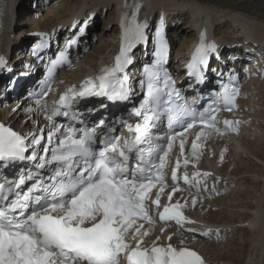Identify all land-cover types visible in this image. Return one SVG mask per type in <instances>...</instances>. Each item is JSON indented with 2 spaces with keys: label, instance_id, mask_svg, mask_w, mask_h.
Wrapping results in <instances>:
<instances>
[{
  "label": "snow or ice",
  "instance_id": "1",
  "mask_svg": "<svg viewBox=\"0 0 264 264\" xmlns=\"http://www.w3.org/2000/svg\"><path fill=\"white\" fill-rule=\"evenodd\" d=\"M140 8L136 0L132 5H125L120 47L113 64L82 82L79 89H69L59 99L60 107L70 108L77 98L98 96L121 102L141 95L138 105L131 108V114L139 120L135 125H127V136L108 132L98 136L103 120L94 127L80 129L53 125L55 130L48 132L44 155H39L37 149L42 136L21 134L0 124V167L8 168L18 162L32 165L21 168L17 178L0 181V264H206L195 250L185 246L184 240L179 245H161L157 237L150 247L143 246L145 238L151 235V229L145 224L155 221L149 202L159 207L164 188L159 187L156 199H151L152 190L163 185L168 151L176 137L183 136L176 133L168 137L165 148L158 144L159 138L153 129L162 116L171 125L189 115L190 110L186 104L179 103L180 90L166 67L170 49L163 15L151 34L152 60L142 66L138 81L140 92L132 87L127 69L134 63V50L146 46L150 38L147 20L139 19ZM215 53L217 45L208 42L201 32L186 66L188 76L200 83ZM63 60L64 51H61L51 61L49 72ZM4 64V58L0 57V67ZM238 92L231 80L222 83L217 98L200 113L199 123L215 128L214 114L219 104L222 102L231 110ZM36 104L45 109L40 99ZM56 115L58 111L54 110L46 119L53 121ZM191 115L195 118L194 112ZM232 123L225 120V128H230ZM193 126L189 123L184 132ZM216 131L221 130L216 128ZM61 132L62 138L58 137ZM202 135L203 132L197 134V141ZM197 141L192 144L193 156H196ZM180 147L183 153V139ZM184 163L187 165L188 161ZM44 169L50 174L43 175ZM171 175L173 181H178L176 168ZM194 175L199 177L200 173ZM183 179L185 183H192L187 175ZM177 190L174 186L172 192ZM168 198L172 199V193ZM192 203L195 205V198ZM181 208L179 203L164 206L158 213L159 221L174 220L181 227L185 222L194 223L186 220ZM209 232L201 235L207 236ZM171 239L169 236L168 240Z\"/></svg>",
  "mask_w": 264,
  "mask_h": 264
},
{
  "label": "bare ground",
  "instance_id": "2",
  "mask_svg": "<svg viewBox=\"0 0 264 264\" xmlns=\"http://www.w3.org/2000/svg\"><path fill=\"white\" fill-rule=\"evenodd\" d=\"M26 1L30 0L22 2L18 12L14 7V0H0V57L9 50L8 48L12 50V47H21L28 34L35 29L56 31L77 15L86 17L99 9L107 10V13L108 10L110 11L108 22L99 29L100 32H105L102 38L105 41L104 47H108L106 51L102 53V47L93 46L89 49L90 52L88 50V53L83 55V60L78 59L73 63L74 70L68 69L59 73L56 81L79 80L96 72L102 63H107L117 37L120 11L126 10V4H133V0H75L76 5L69 12L66 10V13L58 15L53 26L50 25L53 21L47 18L53 15L52 10L43 7L48 15L44 17L41 15V6L37 8L39 10L37 13L27 15L28 17L30 15L29 21L30 24L33 23L31 25L33 29L29 31L20 29L18 36L22 35V38L14 39L11 31L14 17L19 13V17H22H20L21 24L26 22L24 19V14L27 12H24V8H28ZM35 1L33 0V3ZM53 1L57 2V0ZM65 1L70 3L72 0ZM136 2L141 5V15L149 25H153L154 19L162 15L169 19L171 23L168 29L169 41L174 47L175 44H179L174 48V59L181 57L180 59L183 60L184 52L198 39V34L204 29L210 31L224 47L233 44L238 50L242 46L243 51L256 47L264 62V0H136ZM38 3L42 5V2ZM33 20L35 21L32 22ZM48 25L50 26L47 27ZM222 25H228L231 33L217 34L215 28ZM137 52L143 55L140 50ZM6 63L8 64L7 61ZM86 67L87 69H84ZM250 87L256 93L255 96L264 98V74L259 72L256 78L244 84L242 89L244 95L237 101L236 112V116L239 114L244 124L240 126L236 136L213 137L198 141L196 137H190L184 149L185 158L197 163L199 168L207 170L212 177V185H217L218 190L224 191L229 188L235 190V193H223L213 201L196 199L195 205L192 203L195 197H190L184 204L186 213L193 217L191 220L198 225L217 229L215 232L211 231V236L219 237L226 250L188 232L189 228H179L177 234L174 229L169 228L159 233L156 227L151 233L150 241L159 235V244H168L166 237L172 235L173 238L169 243L179 245L180 241L184 240L185 246L199 250L206 261L214 264H264V141L256 144L249 140L264 126V101H259L255 96L250 95L249 93L252 92L249 91ZM193 141H197L196 156H193ZM238 199L241 201L238 202ZM180 202H183V198H180ZM212 208H216V211L214 209L212 211ZM234 220L246 226L233 228ZM240 232L246 234L248 240L237 245L232 237ZM189 237L194 239L191 244L186 241ZM235 246L240 247L237 255L233 253ZM243 251L245 254L242 257Z\"/></svg>",
  "mask_w": 264,
  "mask_h": 264
},
{
  "label": "rangeland",
  "instance_id": "3",
  "mask_svg": "<svg viewBox=\"0 0 264 264\" xmlns=\"http://www.w3.org/2000/svg\"><path fill=\"white\" fill-rule=\"evenodd\" d=\"M35 1V0H34ZM22 2H25V0H14V2L13 3H15L14 4V7H15V9L16 10H18V12H19V9H20V7L22 6ZM27 2V1H26ZM29 2H33V0H30V1H28L26 4H27V9L26 8H24V12H26L25 14H24V19H25V23H22L21 24V22H22V20H21V18L19 17V13L17 14V16L16 17H14L15 18V21L13 22V25H12V29H11V31H12V34L14 35V39H18V37H20V38H22V35H20V36H18V31L20 30V29H25L26 31H29L30 29H33L32 27H31V25L33 24H30L31 23V21H29V17L27 16L29 13H30V11L29 10H31V7H33V6H31L32 4L30 3L29 4ZM36 2V1H35ZM34 2V3H35ZM39 2H42V4H44L45 5V8L47 7V8H49V10H52V13H53V15L52 16H49V17H47L48 15H46L47 14V12L45 11V13H44V15L47 17V18H49V19H51L53 22L52 23H50V25L51 26H53L54 24H56V17L58 16V15H60V14H62V13H66L67 11L66 10H68V12H69V10L72 8V7H74L75 5H76V1L75 0H72L70 3H67L65 0H57V2L55 3L53 0H40ZM44 2V3H43ZM51 3V4H50ZM50 4V6L48 7V5ZM69 6H71L70 8H69ZM106 10V9H105ZM107 11V10H106ZM106 11H102V9H99V11L98 12H102V14H100V15H98V18H97V21H96V23L94 24V27L90 30V32H89V34H88V37H87V39H88V41H87V43H86V49L84 50V51H82V52H80V54L78 55V56H80L79 57V61L80 60H83L84 59V56L83 55H86L87 53H88V50L89 49H91L93 46H99L100 48L102 47L103 48V50H102V53H104L105 51H106V49L108 48V47H104V45H103V43H105V41L103 40V35L105 34V32H100L99 31V29L100 28H102V26H104V24H106L107 22H108V13L110 12L109 10H108V13L106 12ZM23 12V13H24ZM34 12V11H33ZM104 12H106V14L104 13ZM36 13V11L34 12V14ZM44 16V17H45ZM28 19V20H27ZM35 21V20H34ZM34 21H32V22H34ZM50 25H48L47 27H49ZM100 32V33H99ZM215 32L218 34V33H222V32H226V33H231V28L228 26V25H226V26H224V25H222V26H219V27H216L215 28ZM104 33V34H103ZM229 35V34H228ZM102 42V43H101ZM103 45V46H102ZM179 44L177 43V44H175V48L178 46ZM87 51V52H86ZM89 52H90V50H89ZM86 53V54H85ZM84 69H87V67L86 68H84ZM251 88V87H250ZM249 88V91H252V92H250L249 94L250 95H252V96H255V92H253L254 90L251 88L250 89ZM259 95V94H258ZM259 101L261 100V101H264V98H258V96L256 95L255 96ZM264 124V123H263ZM252 132V131H251ZM249 140L250 141H252V142H255L256 144H259V143H261L262 141H264V126L261 128V131H258V132H256L254 135H253V137L252 138H249ZM264 151V150H263ZM227 192H233V193H235V190H231V189H228L227 190ZM226 192V193H227ZM229 193V194H230ZM228 194V193H227ZM232 195H234V194H232ZM241 200H239L238 199V202H240ZM207 209H209V206H207ZM216 211V208H212V211H214V210ZM223 211H220V213H222ZM247 212V211H246ZM238 213V212H237ZM237 213H235V215H237ZM244 221V220H243ZM234 222V224H233V228H236V229H239V228H241L240 226H242L243 224L242 223H239V222H237V220H234L233 221ZM232 239L235 241V244H237V245H239L241 242H243L244 240H248V236H246V234H244V233H242V232H240V233H236V234H234V236L232 237ZM212 242H214V241H212ZM209 243H211V242H209ZM213 244V243H212ZM215 245H217L219 248H221V249H223V250H226V247H224L223 245H224V243H222L221 241H216L215 242ZM223 247V248H222ZM239 250H240V247H234L233 248V253H235L236 255H237V253H239ZM242 255V257L244 256V254H245V251H243L242 253H241ZM211 257V256H210Z\"/></svg>",
  "mask_w": 264,
  "mask_h": 264
}]
</instances>
